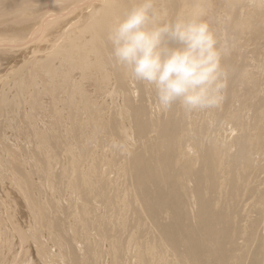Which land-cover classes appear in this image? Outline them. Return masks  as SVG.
Here are the masks:
<instances>
[{"label": "bare ground", "instance_id": "obj_1", "mask_svg": "<svg viewBox=\"0 0 264 264\" xmlns=\"http://www.w3.org/2000/svg\"><path fill=\"white\" fill-rule=\"evenodd\" d=\"M198 1L157 3L176 14ZM227 1L246 14L237 20L240 33L247 28L264 38V4L252 25L249 0ZM132 2L103 0L58 21L56 33L40 37L21 65L0 76V181L12 179L16 187L8 197L0 186V264H264V45L250 69L247 63L238 69L229 39L228 83L218 108L186 113L173 105L165 112L154 102L147 112L138 90L130 94V77L113 61L107 40ZM12 7L0 4V13ZM53 12L16 21L37 18L40 29ZM223 14L213 17L227 35ZM6 25L2 31L13 35ZM247 73L255 76V95L250 102L241 89L235 104L237 80ZM92 76L114 99L105 107L87 96L82 82ZM8 129L14 139L3 136ZM18 192L33 221L20 237L34 238L40 262L30 255L16 260L18 250L9 259L5 251L23 217L18 209L14 215Z\"/></svg>", "mask_w": 264, "mask_h": 264}, {"label": "clouds", "instance_id": "obj_2", "mask_svg": "<svg viewBox=\"0 0 264 264\" xmlns=\"http://www.w3.org/2000/svg\"><path fill=\"white\" fill-rule=\"evenodd\" d=\"M249 5L255 7L256 0ZM107 40L113 61L153 89L158 110L179 105L193 113L221 105L231 45L203 8L170 14L157 0H133L109 27Z\"/></svg>", "mask_w": 264, "mask_h": 264}, {"label": "rangeland", "instance_id": "obj_3", "mask_svg": "<svg viewBox=\"0 0 264 264\" xmlns=\"http://www.w3.org/2000/svg\"><path fill=\"white\" fill-rule=\"evenodd\" d=\"M102 1L103 0H0V4H2V5L5 4L7 6V4H8L10 6H13L9 10V13H5V12L0 13V73H1L0 76H2L3 79H5L6 73H8V72L10 73L12 70H15L16 67L21 65L23 62V59L25 57L29 56V52L27 53V51H29L28 47H30V46L32 47L33 45L34 46L37 45L39 43L40 37L43 36V39H44V38H47L48 35L50 36L52 33L53 34L56 33L53 30V28H54V26L56 27L58 21H63L64 19H67L68 17L75 18L76 17L75 15H79V14H81V12H84L83 10H85L86 7H88L90 5H92L93 7H98L102 3ZM72 3H74V8L71 7ZM244 4H246V2H244ZM64 5H66V6H64ZM261 6H262V4L260 2L256 3V7H250V5H249L248 10L251 14V19H253L252 23H251L252 25H255L254 23H256V22L258 23L260 20L259 17L256 18V16H258V14H261V12H262V11L260 12ZM198 7L203 8V10H205L207 12L208 18L213 23V25H216L215 27H218L220 22H218V19L214 18L213 16H215L216 13H217V15H218V13L223 14V9H222L223 7H224V10L226 9L224 14L221 16V22L223 20V23H221V24H223V25L225 24L224 29H230L228 32H226V30H224V31L227 33L226 36H228L227 37L228 40L229 39L232 40V47H233L232 52L234 55L233 59L235 61V65L237 64L238 69H242L243 68L242 65L244 63H247V68L250 69L251 65H253L252 63L254 61H256L255 57L257 55H255L254 53L261 52V48L263 47L261 45H264V43H263L264 38L260 37L261 39L260 38L256 39L252 36V34H251L252 32L250 33V35L247 34L245 32V30L247 28H244V31L242 33H240V30H238V29H239V26L241 24L237 20L243 21L244 17L241 18V16H245L246 14H243V15L238 14L236 8H235L236 11L233 8H231V4H229V2L227 0H199L198 1ZM252 9H253V11H252ZM47 10L49 12H47ZM51 11H54V12L49 15L48 21L40 29H36L37 26L35 24L39 21V19H37V18L34 20L22 19V20L16 21L17 18L21 19V18L26 17V16H24L25 14H28V15H34V14L45 15L46 13H50ZM57 12L60 13L59 17L57 15H55V13H57ZM63 15H66V16L63 17ZM223 16H224V18H223ZM228 16L229 17L233 16L234 20L231 19L232 17L229 18ZM76 18H78V16ZM227 19H230L231 21H228ZM251 19H249L250 22H251ZM12 20H14V21H12ZM213 20H215V21H213ZM86 21L87 20H85V17H83L78 22L79 26L82 24V22H86ZM225 22H228V23H225ZM5 24H7L6 26H9L10 28H14V30L16 32L14 31L15 33H13V35H11V34H9L10 32L7 33L5 31L6 32L5 33L4 31H2L4 28L3 26ZM223 25H221V26L223 27ZM226 25H227V27H226ZM257 26H258L257 28L259 30L261 28V26L260 27H259V25H257ZM59 27L60 26L57 27L56 31L59 29ZM28 28H30V30H27ZM236 29L238 30V32ZM263 29H264V26L262 25L261 30H263ZM26 30L28 31L27 32L28 35L26 33ZM33 31H35L36 34L31 36L30 37L31 39H30L29 35ZM263 32H264V30H263ZM263 32H261V33H263ZM21 35H22V37H20ZM19 38H20V40H19ZM233 38H236V42L234 41ZM32 39H34L36 41H34ZM247 44H248V46H246ZM44 46H47V44L43 43V44L39 45V47H44ZM246 47H248V48L244 50V48H246ZM242 48H243V50H242ZM17 49L21 50L23 56H21L22 55L21 52ZM251 50H253V51H251ZM250 51H251V55L249 54ZM247 52H249V53H247ZM252 52H253V54H252ZM25 53L28 56L25 55ZM245 54H247V55H245ZM38 57H40V56H38ZM252 58H254V60ZM240 59H242V60H240ZM238 64H240V65H238ZM77 74H78V70H75L74 76H76ZM93 75H95V74H93ZM247 75H248V73H247ZM93 77L94 76H92L91 79L89 77L87 80H84L82 82V84H84V88L86 90L87 96L90 99H98V101H100L99 102L100 105L105 107L106 105H108V103H110V101L113 102L114 99H113L112 95H110V94H108V96L104 97L105 95L102 94L101 89L98 88L97 81ZM254 77L255 76H253V74H251V75L249 74L246 79L240 78V81L237 80L238 83L234 88L235 91L233 92L234 95L232 96L235 104L236 103L238 104V102L240 100V96L242 94L241 92H243V91H244L246 97L249 96L248 99H250V102L252 101L251 97L252 98L254 97L255 91H256V90H254V88H256L255 85L253 86L254 87L253 89H252V85H251V84H253V82H255ZM36 80L38 81L39 77H36ZM43 81H42V83H44ZM242 82L244 85V87H243L244 89L242 88V85H240ZM127 83H128V87L130 89V94H131V91L134 90L133 88H135V90H138L137 99H140L145 104L147 112H148V107H149L150 112L153 113V111L151 110V104L155 102L154 101L155 100V94H154L153 89L150 88V86L146 85L145 83L135 82L131 78L128 79ZM46 87H48L47 84H46ZM246 87L248 88V90L246 89ZM248 91H252V93L248 92ZM248 93H250V94H248ZM104 98H108V99L105 101ZM132 98L135 99L136 98L135 95ZM100 99H102V100H100ZM116 99H118V98H116ZM259 100L261 101L260 103H262L264 100L263 96L260 95ZM257 111H258L257 108L253 107V109L251 108V111L248 112L250 114V115H247V118L249 116V118H248L249 123H250V120L256 115ZM41 126H42V124H41ZM8 131L11 132V130H9V129H8ZM3 136L5 138L12 137L14 139L12 132H11V134H3ZM0 154H3L2 150H0ZM1 185L6 187V193H7L8 197H11L13 195L12 191H14L16 188L13 184L12 179L11 180L9 178L3 179V183L0 181V186ZM12 199L14 200V204H12V205H14L15 218L17 217V209L20 211V213L22 214L23 217H21L19 220L18 228L14 227V230L12 232L13 237L10 240L6 241V244H9V246H12L10 251L7 247L5 248V251L8 254V258L11 259L14 256V254H12V252L15 250H18V252L15 255L16 260L25 258L28 255H30V257L32 259H35L37 262H40V259L37 255V246H36L34 238L30 237L27 240H23L20 237L21 231L32 230V228H33V221L31 220L30 215H29V208L27 206V202L23 199V196L19 192L17 193V196L12 197ZM54 248H56V247H54ZM52 249H53V247H52ZM30 251H31V254H28V252H30Z\"/></svg>", "mask_w": 264, "mask_h": 264}]
</instances>
